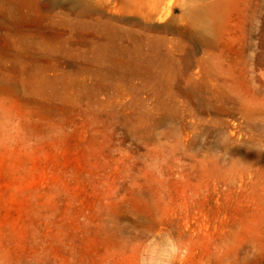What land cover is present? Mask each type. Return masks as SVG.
I'll return each mask as SVG.
<instances>
[{"label": "rangeland", "instance_id": "1", "mask_svg": "<svg viewBox=\"0 0 264 264\" xmlns=\"http://www.w3.org/2000/svg\"><path fill=\"white\" fill-rule=\"evenodd\" d=\"M20 259L264 264V0H0V264Z\"/></svg>", "mask_w": 264, "mask_h": 264}, {"label": "bare ground", "instance_id": "2", "mask_svg": "<svg viewBox=\"0 0 264 264\" xmlns=\"http://www.w3.org/2000/svg\"><path fill=\"white\" fill-rule=\"evenodd\" d=\"M202 42H204L203 41V39L201 40V43ZM156 75H157V73H155ZM115 222H117V221H115ZM141 222V221H140ZM137 223V222H135L137 225L138 224H140V226H141V230H140V234H139V236H138V243H140V239H142V238H144L145 236H147L149 233H151L152 231H154V230H156V229H158L157 228V226H158V224H157V222H155L154 220H152V221H150V220H142V222L141 223ZM116 227V229H118V227L117 226H115ZM120 232V231H119ZM36 236H38V235H36ZM74 237H76V236H74ZM74 237H73V239H74ZM117 247L118 248H120V247H122V239H119V241H118V243H117ZM159 250H160V252H162V251H164V249H163V247H161V248H159ZM3 262H4V260H3ZM24 264V262H23V259H20V260H17L16 261V264ZM3 264H7V262H4ZM9 264V263H8ZM167 264H171V262L170 261H167Z\"/></svg>", "mask_w": 264, "mask_h": 264}]
</instances>
